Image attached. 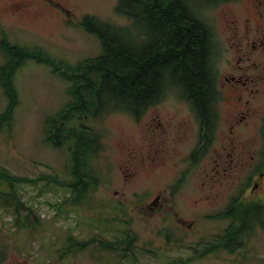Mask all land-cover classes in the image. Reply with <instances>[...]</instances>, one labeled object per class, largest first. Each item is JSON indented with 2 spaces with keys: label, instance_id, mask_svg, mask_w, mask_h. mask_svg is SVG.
<instances>
[{
  "label": "rangeland",
  "instance_id": "374dc122",
  "mask_svg": "<svg viewBox=\"0 0 264 264\" xmlns=\"http://www.w3.org/2000/svg\"><path fill=\"white\" fill-rule=\"evenodd\" d=\"M59 1L76 15L72 21L90 15L102 22L128 23L117 11L122 6L116 10L119 0ZM25 12L2 14L0 23L9 40L34 54L56 57L65 68L100 52L95 36L53 9L33 3ZM199 14L212 31L210 93L218 115L212 136L204 137L211 139L205 151L201 149L205 145L197 144L200 115L178 94L184 88L181 83L148 104L138 118L117 110L80 117L87 136L92 137L91 130L100 133L93 144L98 147L96 155L86 162L96 170V189L78 207L67 204L65 218L62 213L53 215L52 202L68 194L59 184L43 180L22 185L21 199L32 206L39 223L18 227L13 203L0 204V264H264V225L258 221L234 250L215 244L229 222H236L237 208H229L231 202L261 196L259 203L264 204V174L252 190L247 179L259 162L264 165V20L249 0L203 3ZM227 76L247 78L251 86L228 81ZM75 83L50 65L27 58L11 85L0 84V169L17 176L14 183L40 175L59 181L72 178L69 148L74 147L76 134L65 135V129L54 127L50 132L48 120L68 122L67 129L78 132V118L65 111ZM6 93L11 105L17 103L11 112L6 110ZM225 147L232 149L231 166L223 163ZM191 155L198 161L192 162ZM182 173L179 189L171 192V184ZM0 180V190L5 191L8 181ZM68 234L78 239L79 247L93 244L74 253L64 251L74 242L65 246ZM131 237L133 251L119 257L115 242ZM209 244H213L209 252L196 256Z\"/></svg>",
  "mask_w": 264,
  "mask_h": 264
},
{
  "label": "trees",
  "instance_id": "16d2710c",
  "mask_svg": "<svg viewBox=\"0 0 264 264\" xmlns=\"http://www.w3.org/2000/svg\"><path fill=\"white\" fill-rule=\"evenodd\" d=\"M122 1L123 3L119 0L118 8L122 6L119 12L131 18L134 26L129 28L109 25L108 22L99 21L95 17L85 16L82 22L90 23L88 31L98 36L102 43V51L95 57L79 62L63 74L65 78L76 80V83L70 86L73 97L65 111L69 117L78 118V132L75 133V128L71 126L68 127V131V122L64 125L63 122L58 124L52 119L48 120V131H53L49 129L54 127L62 132L65 129V135L76 134L74 147L69 148L73 156V176L65 181L66 187L71 190L72 202L84 198L89 191L96 189L98 183L96 170H90L86 162L96 155L98 147L93 144L98 142L100 133L90 129L92 137L87 136L88 128L81 126L80 117L95 118L104 112L117 110L138 118L148 104L162 97L174 85L178 89L182 84L183 91L178 94L188 102L191 101L189 102L191 109L200 115L196 116L200 120L197 144L205 145L201 146L203 151L211 140L204 137L212 136L218 121V115L214 112L215 103L210 93V75L213 68L212 31L201 18L199 10L203 3L229 0ZM34 58L38 62L54 65V60L45 55L35 54ZM0 84L5 88L10 83L1 79ZM6 95L8 97L6 110L11 112L17 103L11 105L9 95L7 93ZM191 159L196 161L197 157ZM255 171L259 170L252 169L247 173V179ZM184 177L185 174L182 173L172 183L173 190L180 187ZM23 178L26 179L17 182L33 183L48 179L63 183L48 175ZM0 179L8 181L11 189V184L18 177L0 170ZM244 189L242 186L239 189L240 193ZM239 205L240 202L236 200L231 202L229 208H238ZM242 207L238 209V216L243 223L240 226H227L215 242L216 245L221 244L229 251L234 250L241 244L238 239L248 235L253 228L254 219L261 221L264 213L263 204L242 203ZM131 239L132 237L115 242L119 257L125 256L126 250L133 251ZM124 244L128 246L125 248ZM212 245L206 247L205 252L195 253L196 256L206 254L212 249Z\"/></svg>",
  "mask_w": 264,
  "mask_h": 264
},
{
  "label": "flooded vegetation",
  "instance_id": "af4514ba",
  "mask_svg": "<svg viewBox=\"0 0 264 264\" xmlns=\"http://www.w3.org/2000/svg\"><path fill=\"white\" fill-rule=\"evenodd\" d=\"M251 2V5L253 6V8L255 9L256 15L259 19H263L264 20V0H249ZM33 3H37L38 5H40L42 8L43 7H49L51 9H53L55 12H57L59 15H61L66 21H68L70 24L72 25H77L81 28H83L88 34L95 36L101 46V50H102V43L100 41V39L98 38V36L90 31H88V25H90V23H83L82 20L84 19L81 18L79 21H72L71 18H76V15H74L73 13L70 14L69 10L66 9L63 5V3L59 0H0V15L2 14H9L10 16H16L19 14H26L25 9L28 5L33 4ZM247 3V1H246ZM119 14L123 15L127 20L128 23L124 24V25H120V24H116V23H108L109 25H115V26H119V27H133L134 23L132 22V19L127 17L126 15L122 14L119 12ZM74 25V26H75ZM5 27L1 25L0 23V79H4L6 80L7 83H10V81L13 79V77L15 76V74L17 73L19 67L25 62V60L27 58H32L35 60L34 56V50H30L29 47L23 45V44H19L16 42H13L11 40L8 39L7 37V32L5 31ZM136 29V28H135ZM256 40L252 41V44L255 45L256 44ZM47 57H50L54 60V65L52 66V71L57 73L58 75H63L64 72L66 71L65 68L62 67L63 62L62 61H58L56 57H52L50 55H46L43 54ZM95 57V56H94ZM78 62V61H77ZM67 67V66H66ZM240 69H242V67H240ZM233 79L234 81H236L238 84H242L244 86H248L250 88V84L247 81V78L244 79L242 78H230V76H227L226 80H231ZM223 84V82H222ZM225 85V84H224ZM242 113V117L244 118L246 115L244 114V111H241ZM264 120V118H263ZM225 160L223 161L225 166H231L232 164L229 162V156H231L232 154V149L230 147L226 148L225 147ZM249 162H251V160H249ZM222 164V162H221ZM223 165V164H222ZM236 168V166H235ZM264 165L262 162H259L257 167H255V169L259 170V171H255L251 174V179L252 180V184H251V188H253V186L255 185V187L258 185V177H260L262 179V176L264 174L263 171ZM224 169L226 170V167H224ZM59 186L61 187H66L65 183H58ZM10 185V184H9ZM19 184L17 183H12L11 184V190L9 188V191L11 192V196H12V201L14 202H19L20 198H19V189H18ZM71 190L69 188V192L66 195L71 196ZM61 201V200H60ZM59 201L53 202V203H58ZM77 206H78V199L76 200ZM15 205L18 207L20 205H24L23 206V212H28V214L26 215V217H28L32 222H37L39 221V217L38 218H34V211L29 210V205L27 204H20V203H15ZM60 216L59 210H57L56 208H54V216ZM71 237V236H70Z\"/></svg>",
  "mask_w": 264,
  "mask_h": 264
}]
</instances>
